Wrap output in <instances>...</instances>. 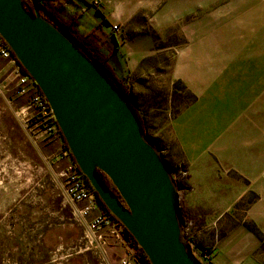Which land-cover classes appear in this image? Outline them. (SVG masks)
<instances>
[{
  "label": "rangeland",
  "instance_id": "374dc122",
  "mask_svg": "<svg viewBox=\"0 0 264 264\" xmlns=\"http://www.w3.org/2000/svg\"><path fill=\"white\" fill-rule=\"evenodd\" d=\"M86 1L79 29L97 28L111 58L117 50L145 134L178 183L191 236L187 198L204 175L214 186L217 144H229L239 101L256 110L264 103V0ZM15 71L0 60V264H68L80 236L61 176L69 161L59 138L25 128ZM257 200L250 192L236 208Z\"/></svg>",
  "mask_w": 264,
  "mask_h": 264
},
{
  "label": "water",
  "instance_id": "95a60500",
  "mask_svg": "<svg viewBox=\"0 0 264 264\" xmlns=\"http://www.w3.org/2000/svg\"><path fill=\"white\" fill-rule=\"evenodd\" d=\"M30 2L33 13L24 0H0V36L39 87L81 173L151 264H201L184 239L179 186L161 149L118 89Z\"/></svg>",
  "mask_w": 264,
  "mask_h": 264
},
{
  "label": "crops",
  "instance_id": "0c3cea01",
  "mask_svg": "<svg viewBox=\"0 0 264 264\" xmlns=\"http://www.w3.org/2000/svg\"><path fill=\"white\" fill-rule=\"evenodd\" d=\"M8 66L13 64L7 62ZM14 85L13 97L22 99L15 95ZM252 102L239 101L237 112L241 115L232 117L229 144H217L222 164L217 166L220 174L215 173L214 186L209 187L204 175V182L200 181L187 198L189 219L195 224L191 239L197 249L211 253V264H264V103H259L256 110ZM250 192L256 193L258 200L247 210L237 209ZM77 227L80 236L69 247L76 259L68 264H98L99 260L121 264L133 248L106 233L107 246L88 247L82 229ZM57 251L64 252L63 247Z\"/></svg>",
  "mask_w": 264,
  "mask_h": 264
},
{
  "label": "built area",
  "instance_id": "2783aa9c",
  "mask_svg": "<svg viewBox=\"0 0 264 264\" xmlns=\"http://www.w3.org/2000/svg\"><path fill=\"white\" fill-rule=\"evenodd\" d=\"M116 29L117 26L114 27V30ZM0 60L12 63L16 67L15 73L17 81L15 95L20 98H26V103L19 111V117L21 116L20 118L25 128L30 127L31 130H34L42 137L59 138V128L47 101L38 94L30 76L20 72L11 50L1 36ZM61 176L65 180V200L71 208L73 221L83 231L82 239L84 244L88 247H105L107 246L106 233L120 244L130 246L131 244L124 230L116 225L110 217L101 212L81 175L74 169L70 162ZM182 226L184 239L191 247L194 256L201 264H211V253L208 250L197 249L191 239L189 230L192 223L183 221ZM121 264H139L135 257L134 248L128 250L127 256L121 261Z\"/></svg>",
  "mask_w": 264,
  "mask_h": 264
},
{
  "label": "trees",
  "instance_id": "16d2710c",
  "mask_svg": "<svg viewBox=\"0 0 264 264\" xmlns=\"http://www.w3.org/2000/svg\"><path fill=\"white\" fill-rule=\"evenodd\" d=\"M40 7L42 8L43 13L55 21L64 31V33L77 45V47L100 69V71L109 79V81L118 89L121 95L128 101L129 105L132 107L137 118L139 119L142 129L145 132V126L143 123V118L136 109L132 97L128 91L126 84V77L124 76V70L121 67L120 60L117 57V50L114 52V58H111L105 51L102 50L100 39L96 36L95 32L97 28L92 30L89 35L83 34L80 27V18L81 16L90 8H88V3L86 0H37ZM81 2V3H79ZM25 8L33 13V8L31 5L24 2ZM71 11H70V10ZM75 13H78L79 18L75 16ZM100 16H103L100 11H98ZM13 58L16 60V65L19 68L20 72L28 75L27 71L20 65V63L15 58L12 53ZM115 59V60H114ZM119 66V67H117ZM35 85V83H34ZM38 94H40L45 100L43 94L41 93L38 86H36ZM59 137L64 153L67 155L69 162L74 167V169L81 175L84 183L87 185L90 193L93 195L99 209L101 212L108 217L118 226H120L127 238L129 243L135 249V257L139 264H151L147 255L144 251L138 247V244L134 237L129 234V232L120 224V222L110 213L106 205L99 198L98 193L93 189L89 180L81 173L79 167L76 165L75 160L72 154L69 151V148L65 142V139L59 130ZM101 179L105 185L110 188L122 201V198L119 196L118 191L113 187L109 178L103 174L101 171H98Z\"/></svg>",
  "mask_w": 264,
  "mask_h": 264
},
{
  "label": "flooded vegetation",
  "instance_id": "af4514ba",
  "mask_svg": "<svg viewBox=\"0 0 264 264\" xmlns=\"http://www.w3.org/2000/svg\"><path fill=\"white\" fill-rule=\"evenodd\" d=\"M24 2H26L27 4H29V5H31V2H30V0H24ZM32 6V5H31ZM33 8V7H32ZM59 139H60V137H59Z\"/></svg>",
  "mask_w": 264,
  "mask_h": 264
}]
</instances>
